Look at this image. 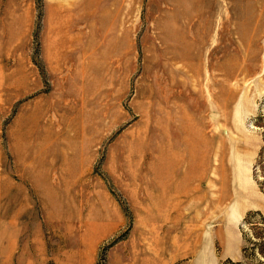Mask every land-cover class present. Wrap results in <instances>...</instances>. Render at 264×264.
Returning a JSON list of instances; mask_svg holds the SVG:
<instances>
[{"label":"rangeland","instance_id":"374dc122","mask_svg":"<svg viewBox=\"0 0 264 264\" xmlns=\"http://www.w3.org/2000/svg\"><path fill=\"white\" fill-rule=\"evenodd\" d=\"M253 211L264 0H0V264H223Z\"/></svg>","mask_w":264,"mask_h":264},{"label":"trees","instance_id":"16d2710c","mask_svg":"<svg viewBox=\"0 0 264 264\" xmlns=\"http://www.w3.org/2000/svg\"><path fill=\"white\" fill-rule=\"evenodd\" d=\"M252 215H257L258 220L244 233L242 258L237 261L226 259L223 264H264V216L258 211H253L247 214V220Z\"/></svg>","mask_w":264,"mask_h":264},{"label":"bare ground","instance_id":"6f19581e","mask_svg":"<svg viewBox=\"0 0 264 264\" xmlns=\"http://www.w3.org/2000/svg\"><path fill=\"white\" fill-rule=\"evenodd\" d=\"M186 58V56L184 55V53L180 56V60H183V59H185ZM171 59H173V60H178L174 55H172V57H171ZM192 59H195V55H193V57H192ZM199 71H196L195 73H198ZM171 99V98H170ZM173 109V108H172ZM169 114V113H168ZM183 116V115H182ZM174 118L175 117H173V116H171V115H168L167 116V123H171L172 121H174ZM197 134H198V139H199V143H201L200 144V146H201V152L203 151V148H204V146L203 145H206V141H205V138H204V133H203V129L202 128H200V127H197ZM203 144V145H202ZM198 147H199V145H198ZM203 154V153H202ZM174 157H175V160H176V166H178L179 165V156H178V154H174L173 155ZM183 156V155H182ZM201 162V161H200ZM197 165H198V163H197ZM199 171H197V173H195V175L193 176V178L194 179H202L203 178V176H204V170H203V164L202 163H199ZM193 179V180H194ZM224 186V185H223ZM195 189H197L196 188V186L194 187V190ZM218 191V195H217V197H215V199L214 198H211V197H208V200H209V204H212V206H214V208L216 207L217 209L222 205V204H224V203H226L227 202V200H230V198L232 197V195L226 190V189H218L217 190ZM206 196H208V194L207 193H204V194H200L199 195V199L200 200H203V199H205L206 198Z\"/></svg>","mask_w":264,"mask_h":264}]
</instances>
